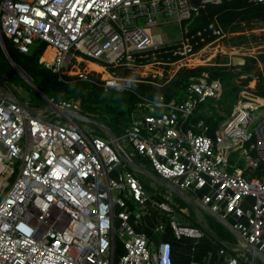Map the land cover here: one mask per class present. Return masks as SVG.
Listing matches in <instances>:
<instances>
[{
  "label": "built area",
  "instance_id": "built-area-1",
  "mask_svg": "<svg viewBox=\"0 0 264 264\" xmlns=\"http://www.w3.org/2000/svg\"><path fill=\"white\" fill-rule=\"evenodd\" d=\"M221 2L0 0V43L6 36L24 53L46 43L40 62L60 75L86 79L92 70L83 63L100 62L107 74L101 78L115 88L127 79L109 65L169 80L180 68L197 64L202 50L227 33L214 27L216 40L194 51L183 32L166 39L152 28L181 24L205 4ZM255 85L256 77L241 90L215 136L207 134L204 121H190L202 102L223 94L221 79L208 70L192 78L184 99L149 101L143 108L148 112L134 117L121 135L157 174L190 191L197 209L237 237L238 252L227 254L226 264H248L247 252H264V96ZM5 90L14 93L0 86V264H175L171 241L152 245L135 231L128 204L143 207L147 194L126 168L119 138L88 133L48 105L26 108ZM58 105L82 112L76 101ZM55 114L64 119L54 120ZM158 206L173 210L166 201ZM170 225L177 237L204 235L175 219Z\"/></svg>",
  "mask_w": 264,
  "mask_h": 264
},
{
  "label": "trees",
  "instance_id": "trees-1",
  "mask_svg": "<svg viewBox=\"0 0 264 264\" xmlns=\"http://www.w3.org/2000/svg\"><path fill=\"white\" fill-rule=\"evenodd\" d=\"M192 19H201L202 23L196 27L187 26V21ZM211 24L213 27L210 26ZM258 25H264V2L222 0L221 3L205 4L198 13H193L190 18L183 20L181 28L184 35L190 38L193 50L198 51L216 40L214 27H220L227 33L222 37L225 44L238 47L259 37L257 33L252 32ZM4 42L16 66L32 83H28L21 75L0 45V86L11 88L19 98L28 100L33 108L38 104L47 106V98L57 104L62 100L76 101L83 113L109 125L113 135L115 131L122 134L149 101L160 97H163L165 102L184 99L187 85L203 70H208L211 77L219 78L223 83L221 97L202 102L190 119L191 123L204 121L209 127L207 134L210 136H215L220 123L230 113L233 104L240 96L241 90L254 77H256L255 92L264 96V50L246 56L242 65H234L228 56L219 55L213 64L182 67L169 80L153 79L151 75L142 77L128 67L109 65L108 69L111 72L127 79L124 80L126 85L123 88H115L106 85L101 73L97 71H91L86 79L75 74L55 73L40 62L46 43L33 46L28 53H24L18 50L6 36ZM168 56L170 55L165 54L166 58ZM177 58L178 56H171V59ZM260 64L263 66L261 67ZM195 130L201 132L199 128ZM206 223L217 234L218 245L227 248L230 254H236L235 248H239L237 237L218 222L206 221ZM198 225L202 227L201 223Z\"/></svg>",
  "mask_w": 264,
  "mask_h": 264
},
{
  "label": "crops",
  "instance_id": "crops-1",
  "mask_svg": "<svg viewBox=\"0 0 264 264\" xmlns=\"http://www.w3.org/2000/svg\"><path fill=\"white\" fill-rule=\"evenodd\" d=\"M51 52L52 51L48 49L46 51V55L50 56L52 54ZM83 64H86V66L89 68L90 71L91 70L97 71L99 73L103 72V65L100 62L98 63L96 61H88V62H84ZM92 64H96L97 66H99L100 70L93 67ZM103 73H105V72H103ZM128 145L131 148V153H129L126 150V148L122 145V147H123L122 150L124 151V153L127 156H129L131 160L137 162L139 165H141L143 168H145L147 170L138 169V168L130 165L122 157L124 160V163L126 165V168L131 170L138 178H139V175L137 173V170L144 171V172H147V173H150L151 175H153L152 172L154 170H153V167H152L150 160L147 157H143L139 153H137L136 150L134 149L133 145H131V144H128ZM164 186H166V185H164ZM144 187H145V185H144ZM153 187H155V189H153V193L148 192V190L145 188V191L147 194V201L143 207L138 208L136 206V204L133 202H129V204H128L129 209L132 211L131 222L134 223L135 231L143 232L148 237V239L152 245L158 243L161 240L171 241V243H172V255H173L175 264H185L189 261H198L201 264H226L227 254H230L229 250L227 248H225L224 246L218 245L217 240H219V239L215 238L214 236H212L208 232H207L208 234H206V230L204 229V227L201 223V220H203L205 223H206V221H208V222L212 221L213 223H217L218 221L215 220L208 213L207 214H208L209 218L205 219V217H202V215H200L202 210H200V209L195 210L189 204L190 201H189L188 195H191V192L181 190L178 187H177V189L179 190V192H177V191L173 190L172 188H169L166 186L168 189H170L174 193L180 194L183 197H185L187 200L188 206L192 207L195 211H197L198 215L197 214H191L190 210H188L189 207L181 206L180 202L174 196L173 192H171L167 189H163L160 186L157 187L155 185V183H153ZM156 190L158 192H156ZM160 201L168 202L170 204L171 208H173V210L171 212H174V213H175L176 207L177 206L180 207L182 212L188 214L189 219L184 220V219H181V217L174 215L173 218L172 217L170 218L169 223L166 222L163 224V227H164L163 230H158L157 228L159 227V225H162V224H159L157 222V219L160 216H164L165 218H168V213H170V212H165L159 208L158 203ZM173 205H175V207H173ZM136 209L142 211V212H140V215L136 214V213H139V211H135ZM171 219L177 220V222L179 224H182V225H189V226L198 227L204 231V235L199 239H195L193 237H189L186 235H182L180 237H177L175 235L171 225H170ZM198 223H201L202 227H200L198 225ZM221 248H224L226 250V254L220 253ZM235 249H236V253H237L239 248H235ZM262 255L264 256V252L262 253ZM246 256L248 258V264L251 263L252 259H254V264H264L252 252H247Z\"/></svg>",
  "mask_w": 264,
  "mask_h": 264
},
{
  "label": "rangeland",
  "instance_id": "rangeland-1",
  "mask_svg": "<svg viewBox=\"0 0 264 264\" xmlns=\"http://www.w3.org/2000/svg\"><path fill=\"white\" fill-rule=\"evenodd\" d=\"M139 21H140V23L143 22L141 18L139 19ZM200 23H202L201 19H197V20L192 19V20H188L186 24H187V26L196 27ZM151 31L152 32H161L162 35L164 36V38H166V39H176V38L180 37L182 34L181 24L179 22H176V21L170 22L168 24L158 25V26L152 28ZM252 32L257 33L259 35V37L256 40H250V42H248L247 44L242 45V46H238V47L229 46V45L225 44V41L222 38H220L219 40H217L212 45L205 47L202 50L203 52L199 56V58L195 60L198 63L197 64L196 63L190 64V66L195 67V66L201 65V64L215 63L216 58L219 55L228 56L232 60L233 56L246 57L248 55L258 54L259 52L264 50V25H261V26L258 25L257 27H255L252 30ZM101 74L104 76L107 75L106 73H103V72ZM18 88L22 90L21 87H18ZM21 94H20V96L23 97V95H21ZM43 107H44V105H42V104H40V105L38 104L37 106H35V108L38 110L40 108H43ZM47 112H49L51 114L52 111H47ZM147 112H148V110H142L139 113L141 115V114H146ZM55 115L56 116H55L54 120H58V119H62V118L64 119V117H62L60 115H57V114H55ZM77 123L79 124L80 127H82L88 133L97 134V135H100L104 138H110V133L108 132V130L99 126V125H95L93 123L80 121V120H78ZM114 133H115L114 134L115 137L119 138V142L126 148V150L129 153H131V148L128 145L129 141L127 140V138L121 136L122 134L119 133L118 131H115ZM137 173L139 175L141 182L145 185V188L148 190V192L153 193V189H155V187H153V183H155V185L157 187L160 186L163 189H167V190L171 191L170 189H168L166 186H164L156 177H154L150 173H147L144 171H139V170H137ZM156 192H158V191L156 190ZM171 192H173V191H171ZM174 196L180 202L181 206L189 207L188 210H190L191 214H197L198 215L197 211H195L193 208L188 206L187 200L185 197H183L182 195L177 194V193H174ZM173 207H175V205H173ZM135 211L142 212L141 210H138V209H136ZM174 215L181 217V219H184V220L189 219L188 214L182 212L181 208L177 206L175 209V213L174 212L168 213L169 219L165 218L164 216H160L157 219V222L159 224H162V225L166 222L169 223L170 218L171 217L173 218ZM200 215H202V217H205V219L209 218L208 214L205 213L204 211H202ZM119 250H120V247H118V252H119ZM107 253H109V251H107Z\"/></svg>",
  "mask_w": 264,
  "mask_h": 264
},
{
  "label": "water",
  "instance_id": "water-1",
  "mask_svg": "<svg viewBox=\"0 0 264 264\" xmlns=\"http://www.w3.org/2000/svg\"><path fill=\"white\" fill-rule=\"evenodd\" d=\"M194 3L198 4L199 3V0H193ZM1 47L4 49L7 57L9 58V60L13 63V65L16 66L14 60L12 59L11 55L9 54L7 48H6V45H5V42L4 40L1 41L0 43ZM245 57L243 56H233L232 58V63L234 65H242L245 63ZM17 67V66H16ZM17 69L19 70V72L21 73V75L29 82V83H32L31 80L17 67ZM5 96H7L9 99L11 100H14V101H17L19 102L20 104H22L23 106H25L26 108H31V106L29 105V103H27L26 101L22 100L21 98H19L16 94L12 93L11 91L9 90H5L4 93H3ZM46 105H48L50 107L51 110H55V111H58L59 113H61V115H64V116H67L70 120H72L73 122H75L76 124L78 120L80 121H85V122H89V123H93L95 125H99L105 129L108 130V132L110 133V137L111 138H115L112 131H111V128L109 127V125L101 122L100 120L98 119H95L83 112H76V111H73V110H70V109H64V108H61L60 105H58L57 103L53 102L51 99H46ZM79 125V124H78ZM115 142V141H114ZM116 143V142H115ZM120 151V154L122 155V157L124 158V160L129 163L130 165L138 168V169H142V170H147L145 168H143L141 165H139L137 162L133 161L130 159L129 156H127L124 151L122 149H119ZM153 175L155 177H157L164 185H166L167 187L169 188H172L173 190L179 192V190L177 189V187L173 186L167 179H165L164 177H162L161 175L157 174L156 172H152ZM189 204L194 208V209H197V207L195 206V204L190 201ZM201 223L204 227V229L209 233L211 234L212 236H214L215 238L218 239V236L217 234L212 231L208 226L207 224L201 220ZM251 252L253 254H255V256L257 258H259L263 263H264V256L261 254V253H258L256 251H252Z\"/></svg>",
  "mask_w": 264,
  "mask_h": 264
},
{
  "label": "bare ground",
  "instance_id": "bare-ground-1",
  "mask_svg": "<svg viewBox=\"0 0 264 264\" xmlns=\"http://www.w3.org/2000/svg\"><path fill=\"white\" fill-rule=\"evenodd\" d=\"M93 67H95L96 69H100L99 66H97L96 64H92Z\"/></svg>",
  "mask_w": 264,
  "mask_h": 264
}]
</instances>
